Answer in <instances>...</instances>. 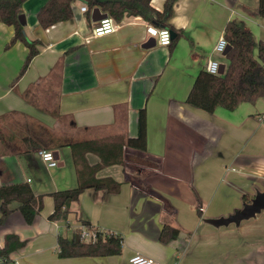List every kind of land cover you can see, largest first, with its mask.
Instances as JSON below:
<instances>
[{
  "label": "crops",
  "instance_id": "0c3cea01",
  "mask_svg": "<svg viewBox=\"0 0 264 264\" xmlns=\"http://www.w3.org/2000/svg\"><path fill=\"white\" fill-rule=\"evenodd\" d=\"M47 1L23 4L26 37L42 44L39 56L16 83L28 48L18 42L6 50L15 30L0 22V187L29 184L36 196L44 197L45 205L32 224L25 222L19 210L0 224V248L7 235L16 234L27 242L24 249L13 253V264H131L130 258L136 254L160 264H264V210L262 218L257 220L259 214L251 219L256 222L239 235L234 229L210 231L219 241L213 239L206 250L188 247L182 231L177 240L160 242L163 226H174L176 220L174 206L162 200L164 192L178 195L180 191L172 157L176 145L191 155L199 149L198 142L215 138L212 127L200 122L208 118L204 111L188 105L186 99L209 60L224 65L225 56L214 49L229 22L264 42L260 0H177L171 26L181 36L172 50L148 34L149 28L158 26L132 15L117 23L114 33L93 37L92 31L102 19L93 20L94 9L82 12L87 5L80 1L74 3L72 20L43 30L37 14ZM151 2L155 10L163 11L166 0ZM153 39L156 45L144 48ZM142 109L148 119L147 151L126 148L123 165L105 166L96 173L99 179L112 178L120 186L118 191L88 189L72 203L68 222L51 221L55 209L52 194L77 188L70 145L114 135L136 138ZM260 114L242 117L235 136L240 141L236 148L241 145L245 150L249 143L260 155L253 174L264 187V112ZM43 149L54 153L56 168L42 162L38 151ZM228 152L214 163L222 172L227 163L236 161L235 153ZM86 159L92 167L100 164L94 153H88ZM127 162L132 176L125 174ZM135 165L145 171H137ZM121 191L126 194L123 199ZM116 201L127 210L115 211ZM108 205L111 207L106 208ZM215 214L222 217L227 213L219 210ZM82 221L110 234H123V254L61 259L58 235L71 237Z\"/></svg>",
  "mask_w": 264,
  "mask_h": 264
},
{
  "label": "trees",
  "instance_id": "16d2710c",
  "mask_svg": "<svg viewBox=\"0 0 264 264\" xmlns=\"http://www.w3.org/2000/svg\"><path fill=\"white\" fill-rule=\"evenodd\" d=\"M27 0H0V22L14 28L15 33L7 44L6 50L18 42L24 43L28 48L27 57L14 81L18 82L29 69L33 60L39 56V40H30L26 37L25 26L20 23L23 15V4ZM80 1L87 5L91 11L100 9L117 23H122L127 15L141 17L148 23L166 28L176 37L170 48L176 46L181 34L171 26L174 8L177 0H166L163 11L152 7V0H48L37 14L39 27L47 30L61 22H68L74 16V3ZM259 16L264 19V0L259 2ZM224 37L230 47L224 57L225 72L223 75H213L201 71L194 81L186 103L206 113H214L218 108L235 111L242 103L256 105L264 98V42L255 40L241 25L229 22L224 29ZM264 116V115H263ZM138 132L136 138L112 136L107 139H93L76 142L71 147L74 168L77 174V188L61 190L52 194L55 209L49 219L55 222H68L70 208L80 196L88 189L98 191H118L119 185L112 179H99L96 176L98 169L112 164L123 165L124 150L132 148L138 152L147 151V115L142 109L138 114ZM46 150V149H44ZM88 153L96 154L100 164L90 166L87 162ZM113 187L115 189H113ZM246 203H250L245 198ZM0 224L19 210L27 224L34 223L35 218L44 210V197L36 196L29 184H13L0 187ZM198 215H202L201 209ZM82 225L91 228L88 221ZM181 229L165 224L160 233V242L169 244L179 238ZM96 243H89L82 239L81 228L72 232L71 237L59 235L58 254L63 258H96L122 255L124 237L120 234H110L106 239L98 233ZM27 242L16 234L5 237V245L0 248V264H13V253L24 249Z\"/></svg>",
  "mask_w": 264,
  "mask_h": 264
},
{
  "label": "rangeland",
  "instance_id": "374dc122",
  "mask_svg": "<svg viewBox=\"0 0 264 264\" xmlns=\"http://www.w3.org/2000/svg\"><path fill=\"white\" fill-rule=\"evenodd\" d=\"M262 112H264V98L258 101L257 107L250 103H242L237 112L222 108H218L214 113L205 114L202 112L208 118L204 117L200 122L203 127H212L215 138L209 139L207 142H198L199 149L193 150L191 155H187L182 147L176 145V153L172 157L178 168L174 177L175 185L180 188V191L178 195L164 192L162 200L170 202L176 209L174 226L179 227L182 233L187 235L188 247L206 250L211 247L212 241H219L217 236L211 234L210 231L234 229L239 235L240 231L256 222V220L245 221L240 228L235 225H230L228 228H216L204 223L206 220L228 217L231 212L234 213L244 207L246 203L244 197L251 201L257 192L264 191L263 182L253 174L260 155L258 156L250 148L249 143L246 144L245 150L241 145L236 148L240 141H237L235 136V128L239 127V120L242 117H247L249 113L258 117L262 115L260 114ZM228 151L235 153L233 159L236 161L227 163V170L222 172L214 163L216 160L222 159L223 155L226 157ZM134 168L141 173L145 171L141 166L135 165ZM125 169V174L132 176V168L128 162ZM122 190H124V186H122ZM121 194L122 191L119 196ZM124 197L126 194L121 195L120 199ZM127 201L129 203V196ZM114 203L115 211L119 208L127 210V206L121 205L120 201ZM194 204H196V208H193ZM111 205L106 208H110ZM199 209L202 210L201 216L198 215ZM219 210H224L227 214L217 217L215 213ZM262 214L264 215V212ZM260 216L257 220L262 218ZM63 231L65 234H71L67 229Z\"/></svg>",
  "mask_w": 264,
  "mask_h": 264
},
{
  "label": "built area",
  "instance_id": "2783aa9c",
  "mask_svg": "<svg viewBox=\"0 0 264 264\" xmlns=\"http://www.w3.org/2000/svg\"><path fill=\"white\" fill-rule=\"evenodd\" d=\"M82 12H87L89 11L87 6H84L81 8ZM150 29H157L159 30L156 35H153L150 32ZM117 30V22L115 20H113L110 16H106V18H103L93 29L92 31V35L93 37H102V36H106L107 34H112ZM164 31H166L168 33V36L165 37V35L163 34ZM148 34L155 38L157 40V42L164 47H169L172 43V35L171 32L166 29V28H160V27H151L148 29ZM167 41V42H166ZM228 47V42L225 39V37L223 36L219 42L217 43V45L215 46V51L216 53H218L219 55L223 56L224 52L226 51L225 49ZM221 63L217 60H209L207 62L206 65V71L209 72L210 74L219 76V72L221 70ZM46 153H50L51 154V159L50 160H45L44 159V155ZM38 155L40 156L42 162H44L46 164V166L48 168H56L58 166V161L56 160V156L54 155V153L52 151H48V150H40L38 151ZM81 237L84 241L86 242H91V243H96V241L98 240V233H101L102 236L104 237V239H106L108 237V235H110V233L97 229L96 227L94 228L93 226L91 228H86L85 226H81ZM130 263L131 264H160L156 261H154L151 258L148 257H144L140 254H136L133 257L130 258Z\"/></svg>",
  "mask_w": 264,
  "mask_h": 264
},
{
  "label": "water",
  "instance_id": "95a60500",
  "mask_svg": "<svg viewBox=\"0 0 264 264\" xmlns=\"http://www.w3.org/2000/svg\"><path fill=\"white\" fill-rule=\"evenodd\" d=\"M93 20L97 21L99 19L106 18V15H101V12L98 8L93 10ZM20 23L22 25H26L25 16L22 15L20 18ZM172 40L176 37V35L171 33ZM152 44L150 42L146 43L144 48H151L156 45L155 40H152ZM230 47L228 46L224 52V56L227 55L229 52ZM221 70L219 72V75H223L225 72V64H221ZM264 210V191L257 192L254 196L253 200L250 203H245L244 207L241 210H237L234 213L228 215V217H222V218H216L211 220H206L205 222L211 226H214L216 228H222V227H228L230 225L240 226L243 222L246 220H251L256 218L261 212Z\"/></svg>",
  "mask_w": 264,
  "mask_h": 264
},
{
  "label": "clouds",
  "instance_id": "9594fccd",
  "mask_svg": "<svg viewBox=\"0 0 264 264\" xmlns=\"http://www.w3.org/2000/svg\"><path fill=\"white\" fill-rule=\"evenodd\" d=\"M159 30H157V29H150V32L153 34V35H156V33L158 32ZM164 35H165V37H167L168 36V33L166 32V31H164V33H163ZM167 42V41H166ZM52 157H51V154L50 153H46L45 155H44V159L45 160H50Z\"/></svg>",
  "mask_w": 264,
  "mask_h": 264
},
{
  "label": "bare ground",
  "instance_id": "6f19581e",
  "mask_svg": "<svg viewBox=\"0 0 264 264\" xmlns=\"http://www.w3.org/2000/svg\"><path fill=\"white\" fill-rule=\"evenodd\" d=\"M68 229V228H67ZM59 236V235H58Z\"/></svg>",
  "mask_w": 264,
  "mask_h": 264
}]
</instances>
